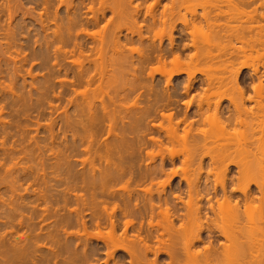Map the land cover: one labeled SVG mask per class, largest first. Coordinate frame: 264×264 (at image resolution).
<instances>
[{
	"label": "bare ground",
	"instance_id": "bare-ground-1",
	"mask_svg": "<svg viewBox=\"0 0 264 264\" xmlns=\"http://www.w3.org/2000/svg\"><path fill=\"white\" fill-rule=\"evenodd\" d=\"M2 1L5 2V0H2ZM23 1L24 0H8L7 1L8 5H6L7 2L5 3V5L7 7L4 6L3 5L4 3L2 2L4 9L6 8L9 11V13H6L7 10H4L3 7L0 8V138H1V136H3L5 134L4 135L5 137L3 136L4 137L3 142H0V144H2L0 146V186L2 184H4V186L6 187V188L4 187V189H6V191L8 190V192L10 191V196L9 195L7 196V197H10L9 199H4L3 195L1 194L2 192H0V205L2 207V211L0 210V216H1L0 217V227L1 226H7V227L12 226L14 228V226H15L17 228L18 227L19 228H25L27 231L29 230L30 232H33V235L29 234L28 235L29 237H27V236L26 237L29 240H33L36 238L37 242H38V238L42 234L41 233L40 234H34L35 230H37V227L44 230L45 227H47L49 229L50 226H52L51 224H53L55 230H53V228H52L51 230H53V232L52 231H51L52 233L49 232L51 234H48V235L54 236V237H52V239L54 238L53 239L54 243L59 241V240H62L64 237L63 235H65L68 239H66V237H65V239H64L66 241V242L64 241L65 246H64V243L62 242L63 248L60 246V249H61V250L59 249L60 251L57 249L58 251L57 252L55 251L54 254L52 253L53 250H52V252L49 251L48 252L49 254L47 255L48 256L47 257L45 255V253H47L46 251L49 249L48 248L45 252L42 251L41 254L44 256L41 257L42 255L39 256V254L37 253L39 251L38 250L39 248L37 249V247H39L40 245H38V246L34 245L35 240H33L34 242H32V241L26 242V240H24L25 241L24 242L23 239H25L26 237H23V239H18L17 237H15V238H12L11 241L8 238L9 239L8 241H10V242H8L7 240L5 241V238H2V236H1L2 234H1L0 235V252H2L3 255L6 254L8 256V258H9V256H12L11 260H12V258L14 259V258L21 257V258L25 259L27 257L26 260L29 259L30 260L29 262H31L30 264H38L40 262L42 263V262H46V261H49L52 263V261H54V258H56L55 260H57V258L59 256L62 257L60 254L63 255V251L64 252L66 251V253L70 252L69 255H73L72 257H74L77 254V256H75L76 258L75 257L74 258L77 259V261H81V263L75 262L76 264H86L85 263L86 258H87V262H88L90 260L89 257H91V256L86 257V254L88 255V254H92V253H89V252L86 253V251L83 249L85 252L83 251L82 254L80 255L79 251H77V249H79V248H77L76 251L71 250L74 247H72V243L70 242V240H72V239L78 240V242H77V244H78L80 240H82V242L81 241L80 242L83 243L84 239L82 237L80 239V236H78V235H81L80 230L78 231L79 233L77 231L76 232L75 231L69 232L68 227L70 228V226L75 224L76 226L78 225V227L83 228V230H85V228H87V226L89 225V221H91V219L93 218L94 223H96L97 226H100L101 223L106 222V221H107V223L109 222V224H110V239H107L110 241V245H109L110 246V248H109L110 249V251H109L110 264H159V262H162L164 260L163 259L162 261H160V259L162 258V255H164V257L165 256L167 257V261H166L167 263L166 264H185V263L186 264L187 263L188 264H264V136L262 133V136L260 138H256V135L254 134L257 132V131L254 132L256 130L254 127L255 126L254 124L257 125L258 122L260 121L259 120L257 122V118H259L258 113L262 109V107L260 105L263 103L262 102L263 101V95H261V94H262V90L264 89V70H261L258 66L257 67L255 65L253 66L252 64L245 62V61H241L243 63L239 62L240 65L238 64L237 61L239 59H241V57H242V59H244L243 57L246 58L248 53H246L247 48L244 47L245 49L244 48L242 49L243 46L240 47L238 45L239 47L238 46L236 47L234 45L233 41H235L234 37L237 35V33L234 36L233 32L231 31L232 35L230 32L229 33L226 32V35H224L226 38V36L227 35L229 36V34H230L232 37L231 36H229V37L227 36V37L229 39L231 37L233 40L232 39L228 40L230 42V44H229V46H227V44L229 43V42H227V44H225V48L229 47L230 49L229 48L227 50L225 49L226 51L223 52L224 53L223 56L220 57V59L223 57L222 62L224 63V69H223L224 71L222 70L223 74L221 72L222 77L218 78V76H214L213 74L211 75L209 72V74L206 76V79L203 78L204 83L206 80V84H207L208 89H214V88L216 89L217 88L216 91L218 90V92H219V93L217 92L218 96H219V101H218V97H216V94L214 92V97L217 98V102H216L217 106H214V107H216L215 108L216 109L215 114L218 115V118L221 115L220 116L221 117L220 122L222 124V121H223V125H224L223 128H224V130H227L226 131L227 137L225 135L226 132L224 131V135H225L224 137H226V138H223V142H221L222 141L221 140L220 141L221 143L219 142L215 145V143H216L215 141H218V140H215L214 138H212L215 141L214 140L213 141H211V140L207 141L206 135L204 137V135L200 133V136L203 135V137L202 136L200 137L199 135H197V133H195L193 131L196 135L193 133L194 136H191L193 138V141L189 140V142L191 141L190 142L191 146L193 145L192 143L194 142L195 147L194 146H192V147L195 148V152L197 149V153L192 152V153H194L193 154L194 157H192V153H191V156H189L190 154L188 155V157L190 158L189 159L190 161H188V158H186L188 162L192 163V162L196 161V157H197V161L199 162V164H198L199 166L202 163H204L206 161V159L208 158L209 161H207V162H209V163H207V164L213 165L216 167V169L217 168L219 169V172H217V173L221 177V178L219 177V179H221V180H217V178H216V182L214 180H212V181H214V183L213 182L211 183L209 175H208V177H206L207 178L206 181L205 180L202 181L201 177H197L194 180H193V178L192 179L191 178H185L184 181H186V184H187L186 185V191H187L186 196L189 197V199L186 201L184 198L185 196L183 197V194L182 193L180 194V192H184V191H180L182 189L181 184H178V186H177L178 191H176V185L173 186L171 183V178L174 176L175 171H174V173L171 171V174H169V177L167 179L168 180V182H167L168 187H166V185L164 183H163L164 186L162 185L163 186L162 187V186H159V184L157 182H155V181H157V180H155V178L157 176H159V174H161L165 171L164 170V166H165L164 158H163V162L162 163L160 162L161 164L158 166H157V164L156 165L155 164L154 165H146L144 170H142L144 166L143 167L138 166L139 168L136 169V166H134L132 164L127 165V164L122 163L121 157L123 158L124 156H120V155H121V152H122V154H124L122 151L124 149L121 150V148H119V149L116 148V147H120V145L122 146V144H120L119 146L117 144H115L116 145L115 149H118V152L121 151L119 153L120 162L118 161L119 162L118 164L115 162L114 165H111L112 163L110 164V162L107 161V164H110V168L112 166V170H109L110 168L107 170V168L105 167L107 171L104 169L105 171L104 170L103 171L105 173L100 172V176H97L95 174H98L99 172L97 173L96 171H99L101 168L99 170H97L98 166L96 167V165H94V164L91 165V163L94 162L92 160V162L90 163V165H91L90 169L92 170L93 174L89 173L91 175L90 176L89 174H87L88 173L87 171L85 172L83 170L80 172V171H76L75 169L72 168V165L74 163L71 164V161L66 160L67 159V154H66L67 151H66V153L64 151V149L66 150V147H65V145L63 146V143L59 141L60 139L57 136L58 134L51 133L52 131H50V135L49 136L47 135L45 137H38L37 135H32V133H33L32 128H33L34 124L37 126L39 125V127L41 126L40 119L44 118V116H45L43 113V111H45V110H43V107L45 105L44 100H46L48 95L46 97L43 94L44 93L43 92L41 95L39 94L40 96L44 95V97L42 96L43 97L42 99L40 97V100H43V102H41L39 100V97L38 98L36 97L38 99V100H36V102L34 100L33 101L31 100L30 101L31 103L28 102L29 103L28 104V103H26V101L28 100L26 98L27 96H24L23 94H21V97H20L14 91L15 88H11L14 86H10V88L8 90L1 83V81H2L1 79H3L5 73H7L9 75V77H10V75L11 76L13 75V77H15V78L10 77L11 79H15V80L17 79L16 78L17 75H15V74H17L18 71L20 70V68H19V70H17L20 63H19V65H16L15 61H11V59L15 60V57H16V56H14V57L12 56L13 57L12 58L11 55L13 54V52H14L13 50H15L17 48V46L21 45L20 48L24 47L23 42L20 40V38H21L20 36H22L20 33L26 34L27 32L25 33L24 30L28 31L29 33H32V32L35 33L36 36L34 34H33V36L36 37V39L34 38L35 39L34 42L36 43V45L40 44V41L38 44V39L43 40V39H41V37H43L44 38L43 42H45L44 44H45L46 48L50 47L51 42H53L54 40H57V41H55L56 42L55 45L53 42L54 48L55 49L57 48L58 52L61 51V49H62V51L64 53L63 48L60 49V47H58V46H60L57 44L58 40H59V43H61L60 41L65 40V38L66 39L68 38V40H69L71 35H74V34L78 35V33H80V32H78V33L73 32V29L75 27H78L79 25H81V27H83V25L85 26V25H88L90 23H91V25L98 23L103 17H105V13L108 10H105V8L107 6L105 8L102 7V9H98V10L96 9L95 10V7L93 6L94 0H88L89 2L91 1V5L88 1H87V3L89 5H87V3L84 0H80L81 2L78 0L79 2L78 3L76 2V4L74 3L75 1L72 2L73 0L72 1L70 0L71 3H67V4L65 1H62V0H25L27 4H29L28 2H30V3H33V4H31L32 6L35 5V7L33 6L31 9H26V7L23 6L24 5ZM115 1L117 2V0H115ZM120 1H118V4L120 2V6L122 8L119 7V5L117 6L116 4H114V5H116V7H114V9L116 11L111 7V5L107 7V8H109V10L111 8L113 9L112 13L114 15L118 14L116 12H119L118 16H121L120 15V12H121L122 14H124L126 16V18L128 16L129 19L133 20V22L138 20V18L141 17V10L137 6L138 4H136L135 6H134L135 3L133 4V2L135 0H120ZM142 1H144V0H142ZM152 1H154L153 4L157 7V6H159V3H161L162 0H152ZM183 1H185V0H182V2ZM243 1H241V2L243 3ZM26 3H25V5H26ZM172 3H176V1L173 0ZM68 4H69V6H68ZM177 4L181 5L183 3H181V1H178ZM62 5H64L65 7L67 5V8L64 7L65 10L67 9L65 12H64V10H63V12L61 10ZM40 6H42L41 8H43L44 11L41 10L43 12L40 11V9H41ZM176 6L180 7L178 5H176ZM0 7H1V4H0ZM36 7L40 8L39 10L36 9L37 11L40 12L38 15H36V13H38V12L35 13V10H34V8H36ZM27 8H30V7H27ZM51 8H53V10ZM117 8L119 9V11ZM15 9L22 10V11H20L21 12L20 14L22 15V13H23L22 16L25 18V20L27 18H31L36 24L38 23L37 24L38 27L34 28V25H35L34 22H33L34 25L30 26L29 22H27V21H30L31 19L26 20V21H23V23L21 24L20 27L18 26L19 27L18 32L20 30V32L18 33L16 27L18 24L20 25V23H19V21H17L18 24L16 23L17 25L15 27V24L13 21V19H14L13 16L15 14L18 15L17 14L18 10H16L15 13L13 11ZM2 11H4V12H2ZM150 12L148 13L147 16H150L151 17L150 19L153 20L152 23H155L156 19H157L156 14L154 13L155 10L153 12L152 11H150ZM2 13H6V15L5 14L3 15ZM62 13L65 14V15L63 14L64 17H62ZM66 13H67V17H68L67 19L69 20L68 23L70 24V26H68L69 24L67 25V27H69L67 32H66L67 27L65 28V31H64V29L62 28L63 25L61 26V22L63 21L62 19L66 18ZM7 14L9 16H7ZM2 16H5V17H2ZM6 16H7V18L9 17L8 22L7 21L4 22V20H3V18L5 19ZM147 16H145V17H147ZM122 17H123V15H122ZM24 18H23V20H24ZM1 19L3 22L1 21ZM8 19H6V20H8ZM144 19H146V18H144ZM147 20H149V18ZM1 22L3 24H1ZM6 22H7V24H6ZM30 23L32 24V21H30ZM65 24H67V23L65 22ZM52 25L56 26V29L54 26H53L54 28H52ZM94 26H96V24ZM148 26H149V24H148ZM70 28L72 29V32L74 34L70 33L71 32ZM236 28H238V27H236ZM241 28L239 30H241ZM75 29L78 30L77 28H75ZM173 29H174V27H173ZM82 30L83 29H81L80 31H82ZM188 30L186 28L187 32H188ZM239 30L237 29V31H239ZM243 30L244 29L242 28V30H241L242 32L240 31L242 34L244 32ZM4 31H5V33H4ZM114 31L115 30L111 31L112 35L110 34V36H112L113 39L119 38L118 31L117 32H114ZM182 31H183V29H182ZM233 31H234V29H233ZM184 32H185V29H184L183 33ZM235 32H236V29H235ZM235 32H234V34H235ZM246 32H248V31H246ZM2 33L5 34L6 38L4 36H1ZM17 33L20 34L19 38H18V36H15ZM29 33H27V34H29ZM83 34H85V33H83ZM238 34H240V33H238ZM245 34H243L242 36H246ZM6 35H8L10 38L8 39V37ZM30 35L28 36L29 39H30V37L31 38L33 37L32 35L31 36ZM77 35L75 37L76 39L73 37L74 40H72L75 42V47H79V46L83 45V43L81 44L82 41L80 42V40H81L80 36L78 35L79 36L78 37ZM80 35H81V33H80ZM185 35H186V32H185ZM11 36H12V38H11ZM38 36H41V37H38ZM242 36H241V38L238 37V39L236 36L237 41H239V38L242 39ZM16 37L20 40V42H22V44L18 42V45H17V44H15L16 42L14 43L12 41L13 39L16 40ZM1 38L7 39L6 42H9L11 39L12 46L14 47V45H13V43H14L16 45V48H14L11 51V49L13 48L10 45L11 43L9 42L10 44L9 43L8 44L12 48H10L6 42L4 43L5 40H2ZM22 38H24V37H22ZM26 38H27V36H26ZM48 38H51L50 39L51 41H48L49 40ZM78 38H79V41H78ZM127 38L129 41H131V39H133L132 37H128V36H127ZM170 38H171L170 43H169L170 47L167 49L164 48V46L162 44H159L158 46L157 45L151 46V44H150L149 49L147 48L148 49L147 54L145 55L144 58L141 57L142 61H140V62L141 63L149 62L152 58H154V56L160 60L163 57H165L166 55H168V51L170 53L171 52L179 53V51L182 52V49H180V47L181 48L183 47V49H185L189 45V42L185 43L186 42L185 41L184 45L182 44L183 46H180V44L176 43V40L174 39V37H170ZM225 38H224V40H225ZM27 39H25V40L28 41ZM22 40H24V39H22ZM110 41H112V40L110 39ZM231 41L233 43H231ZM65 43L66 42H64V44ZM4 44H6L8 46V48H10V50L9 49L8 50L10 52H12V54L10 53L11 55H9L11 58H8L9 56L6 55L8 51H7V47ZM67 44H68V42H67ZM232 44H233V46H232ZM262 44H264V43H261V45ZM62 45H63V42H62ZM73 45H72V47H73ZM4 46L6 47V49H4ZM29 46H30V44H29ZM51 47L53 48L52 44H51ZM51 47L49 49H52ZM191 47H192V44H191ZM54 48L52 49L53 50L52 52H54V50H55ZM17 49L15 50L16 52H17ZM57 50L55 52H57ZM250 51H252V49ZM3 52H5V55L7 56L8 60H5L6 58L4 57ZM121 52L123 53V51H121ZM18 53H20V52H18ZM24 53L22 52L23 57H24ZM47 53L50 54L49 50ZM154 53H156V55ZM54 54H57V53H54ZM124 55H125V53H124ZM209 56L211 57V55H209ZM209 56H208V58H209ZM2 57H4L5 59H2ZM17 57H16V59L19 60L18 55H17ZM44 57L47 58L46 56H44ZM127 57H128V55H127ZM40 58H42V57H40ZM25 59H27L26 56H25ZM34 59H36V58H34ZM122 59H123V57H122ZM247 59H249V55H248ZM2 60H4L3 62L6 61L5 64L1 63ZM41 60H44V59L42 58ZM126 60H127V58H126ZM128 60H129V57H128ZM132 60L133 59L130 58V61H127V63H130V64L133 63L134 64L135 61L133 62ZM7 61L8 62L10 61L9 63H13V64H7L8 63ZM21 62L23 63L24 61L22 60ZM14 63H15L16 67L18 66L17 68L15 66L14 67L11 66V65H14ZM17 63H18V61H17ZM34 63H36V62H34ZM2 64L7 65V66L9 65L13 68L10 70L11 67H9V66L4 67V65H2ZM23 64H25V63H23ZM32 64H33V62H32ZM45 64L46 63H44V65ZM54 65L55 64H53L52 66H54ZM235 65H238V66H235ZM64 66H66V65H64ZM130 66H132V65H130ZM60 67H62V66L60 65ZM23 68H25V67H23ZM57 68H58V66H57ZM248 68H250V71L247 72L246 70ZM16 71H17V73H16ZM28 71H29V69L27 70V72ZM81 71L77 72V74L80 73ZM175 71L174 72L176 74L182 72V71H180V69L179 70L177 69ZM187 71H189V70H186V72ZM12 72H13V74H12ZM82 72H84V69ZM174 72H172L171 74H174ZM52 73H51V75H52ZM192 73L193 72H190L189 78H191L190 75ZM77 74H76V77H77ZM85 75H86V73H85ZM149 75H150L149 77L153 78L152 73H150ZM169 75H170V73H169ZM193 75H195V72ZM73 76H74V74H73ZM80 76L78 74V78ZM134 76H135V74H134ZM163 76L165 77L164 74H163ZM32 78H36V77H32ZM91 78H90V80H91ZM165 78H168V77H165ZM216 78L220 79L223 82L217 81ZM75 79H77V78H75ZM92 79H94V78H92ZM171 79L172 78L169 77L166 80L167 81L166 90H163V92L161 94L158 93L159 94V97H158L159 100L156 98L157 99L156 101H158V102L160 101V99H161V101L166 99V102H164V103L161 102V104L163 103L162 105L160 103H158V104H160L159 106L162 107V109H161L162 110V112H161L162 117H165L167 115L163 111L164 109H166L169 106L177 105V103L179 102L177 99V96H176L177 95L176 92H178V88H179L178 83L174 86V88H173L174 90H170L169 85L172 84ZM193 79H194V77H193ZM47 80H48V78H47ZM81 80H83V79H81ZM139 80L140 79L135 80L137 82V83L135 82L136 85L139 84L138 83ZM142 80H144V79H142ZM187 80L189 81V79H187ZM24 81L27 82L26 80H24ZM48 81H50V80H48ZM192 81H195V79L194 80L190 79V82H188L184 85V87H183L184 92L183 93L188 94L192 91L191 89L193 88V84H194ZM50 82H48V83H50ZM71 82H73V81H71ZM78 82H80V80H78L77 83ZM142 82H144V81H142ZM142 82L140 81V83H142ZM216 82L220 83V85H219L220 87H215ZM30 83H31V81H30ZM60 83H63V84H59V85H62V87H63V85H65L63 80ZM152 83H153V80H152ZM247 83L250 84V86H251L250 88L248 87L249 85H247ZM130 84H131V82H130ZM222 84H223V86H222ZM42 85H43V90L47 89L46 91H48L50 94L49 87L46 88V87H44L45 86L44 84H42ZM132 85H133V83H132ZM154 85L155 84L153 83L152 88H154ZM33 86H35V85H31L30 87L33 88ZM47 86H48V84H47ZM25 87H26V85H25ZM51 87H50V90L52 89ZM44 88H46V89H44ZM55 88H56V86H55ZM251 89L254 91L253 92L254 94L249 93V91L252 92ZM36 90H37V87H36ZM151 90H153V89H151ZM28 91H29V89H28ZM40 91H42V90H40ZM46 91H45V93H46ZM7 92L11 94V97H9V94ZM59 92L61 93V89L60 90L58 89L57 94ZM29 94L31 95V93H29ZM149 94H150V92H149ZM39 95H37V96H39ZM55 96H57L56 98H59L58 95H55ZM59 96H60V94H59ZM148 97H149V95H148ZM31 98H33V97H31ZM25 99H26V101H25ZM70 99H72V98H70ZM86 101H90V100L87 99ZM86 101H84L83 103H87V104L89 103L90 104V106L88 104V106L90 108L88 106H86V109H87V107L89 109V110L87 109L89 111V113L85 108H84L85 110L83 108H79L78 107L79 104H77L78 105L77 107L79 109H82V111L84 110L86 112H85V114H83L81 112H80V114L76 113L77 116H75V114H74L75 117L73 115H71V116H73L71 118L69 116L68 120L66 118L67 122H65L66 120L63 121L64 120L63 119L62 122H64L66 124V125H64L62 123L63 124L62 129L64 128V130H62L59 127V129H61L63 131V133H64V131L66 132L69 130L70 131L76 130V133H79V132L82 133L81 132L82 129L79 131L80 128H84L83 131H85V129L91 130L92 128L96 127L98 124L100 125V122L102 123L103 120H105L104 119L105 115H103V117H101V116L99 117L96 114V116H95L94 114L96 113V109L91 108L92 102H86ZM69 102H71V100ZM216 103H215V105H216ZM183 104H185V103H183ZM47 105H49L51 110L55 107L54 104L51 102H48ZM47 105H45V106H47ZM102 105H103L102 109L104 111L107 110L106 113H104V114H107V112L109 110V108L107 106H109V105L106 106V104H105L106 108H108V109H105L104 103H102ZM102 105H100V106H102ZM149 105H151V104H149ZM188 105H189V103H188ZM6 106H8L10 108L16 107L14 109L16 112V116L18 118V119L16 118L17 121L14 119V121H16V122L10 123V121L8 122L7 120H5V118L4 119L2 118L3 117L2 115L4 113V109L6 108ZM153 107L151 105V107L146 108V110H143L144 112H142V114H145L144 117H146V119L148 121L151 119L150 117L152 115V112H154V111L156 113L158 112L156 109L157 107L155 109H153ZM176 107L177 106H175L174 108H176ZM260 107H261V109H260ZM96 108H97V105H96ZM188 108L189 107L186 108L187 111H185L184 116H183L184 118L181 121L185 122V120L187 121L188 118L190 121L191 117H189L190 113L188 112ZM92 109L95 110V113H94V111H92ZM209 109H211V108H209ZM76 110H78V109H76ZM158 110H160V109H158ZM258 110H260V111H258ZM104 111H102V112H104ZM200 111H199V113H198V111L196 112L198 115L195 113V115H197L198 117L200 116L199 118L203 117V114H201V113H203V110H202V112H200ZM256 111H258V113ZM33 113L34 114L36 113V114L34 115ZM66 113L67 112H65V114ZM137 113H138V110H137ZM256 113L258 114V116H255ZM109 114H110V112H109ZM109 114L106 115V117L107 116L110 117ZM173 114L175 115L176 113L174 112ZM199 114H201V115H199ZM141 117H143V115ZM147 117L150 119H148ZM171 117H172V113H171ZM214 117H216V116H214ZM213 119H215V118H213ZM51 121H52V119H51ZM254 121H255V123H254ZM106 122H110V121H106ZM106 122H104V123H106ZM148 124H150V123H148ZM187 124H186V126H187ZM189 124L192 127V124H194V120H191L189 122ZM189 124H188V126H190ZM100 126H102V124ZM152 126H153V129L156 128L155 123ZM152 126H151V129H152ZM178 126H177V129H178ZM259 126L260 125H257L256 127L262 128L261 126L260 127ZM108 127H109V123H108ZM98 128H100V127H98ZM223 128H222V130H223ZM241 128H244L246 130L249 128L247 130V132L248 133L254 132L253 134L255 135V137L252 134L251 136L254 137V138L251 137L252 140L250 139L249 141H247L248 143H246L244 146L242 145L243 147L241 146V147L237 148V146H235V143L233 141H234V139H236V137H234V136H236V134L239 133V132L237 133V129H241ZM36 129H39V128H36ZM252 129H255V130H252ZM93 130L91 132H96L95 130L94 131ZM98 130H99L98 132H100V129H98ZM147 130H150V128L148 127ZM74 131H73V133H74ZM174 131H176V130H174ZM80 133H79V136H80ZM1 134H3V135H1ZM33 134H35V132ZM75 134L72 135L75 138V140H74L75 145H77V144L78 145H80V144L84 145L85 144L83 147H85L86 149L89 147H90L89 149H91V147L95 146V145H93V144H95L93 142L98 143L99 141H102V140L98 139L99 141L97 142V140L96 141L93 140L94 138L92 137L93 138L92 140L88 141L89 138L88 139L86 138L87 140L84 139V140H81V142H79V141H77L79 139V137H76L77 134L76 135ZM86 134H90V131L89 132L87 131ZM91 135H96V134L94 133ZM91 135H89L90 138H91ZM97 135H99V134H97ZM140 136H142V135H140ZM82 137L85 138V135L84 136L82 135ZM82 137H80V139ZM99 137H101V136H99ZM76 138H77V140H76ZM149 138H151V137H149ZM192 138H190V139H192ZM209 138H210V136H209ZM106 139L104 140L105 142L103 143V145L105 144L106 150L110 151L109 147H111V146H110L109 138H108V140H106ZM113 139H115V138L113 137ZM144 139H145V137L143 136V138H141V140L143 141ZM256 139H258V140L261 139L262 141L260 140L258 142ZM5 140H8L9 144ZM129 140H128V142H129ZM136 140H137V138H136ZM150 140L154 141L153 137ZM0 141H1V139H0ZM121 141H123V139ZM140 142L141 141L139 140L138 143H140ZM146 142H148V141L146 140L145 143ZM65 143H68V142H65ZM86 143H87L88 147L86 146ZM115 143H117V142H115ZM207 144H208V147H207ZM219 144H220V147H218ZM71 146H70V148H71ZM113 146H114V142H113ZM127 146H128V144H127ZM62 147H64V148H62ZM67 148H69V147H67ZM72 148H73V152H74V147H72ZM122 148H123V146H122ZM124 148H125V146H124ZM144 148H146V147H144ZM47 150H50V152H52L53 157L50 156L51 154L49 156H50L51 160H55V161L50 162V164L58 173V176L56 175L57 177H55L56 184L51 185V186L48 185L49 184L48 178H46L47 174L45 175V172H47V171H45V172L43 171V170H45L44 169L45 163H43V161H41L45 158V156L43 158V155L45 154V152H47ZM77 151H78V149L75 152H77ZM84 151H86V150H84ZM114 152H116V151H114ZM140 152H141V150H140ZM30 153H32V154H30ZM70 153H71V149H70ZM104 153H105V151H104ZM22 154H24V155H22ZM34 154H35V156H34ZM36 154H38V156H40V158H43L41 160L39 159V161L37 163V164H39V162H40V165L42 166L41 169L39 168L40 165H39V167H36L33 164L29 165L30 162H32V160H33V158H30L32 155L38 159V156H36ZM65 154H66V157H65ZM73 154H75V153H73ZM21 155L23 157L26 155V157H24V159H25L24 161L25 162L27 161V163L24 164V162L22 160L23 157ZM27 155L30 157H27ZM46 155L48 156V153ZM54 155H56V156H54ZM48 157H46V158H48ZM51 157L54 159H52ZM170 157H172V156H170ZM191 157L194 159H192ZM26 158L30 161H28ZM37 159L34 158V161ZM123 159H127V158L124 157ZM172 159L174 161L175 156H173ZM51 160L46 159V161H48V162ZM34 161H33V163H34ZM44 161H45V159H44ZM8 162H9V164H8ZM11 162H12V164H11ZM20 164L22 166H19ZM34 164H36V163H34ZM232 166H235V168L237 169V170H235V172H232L233 171ZM88 168H89V166H88ZM220 168H222V169H220ZM52 171H53V169H52ZM55 173L56 172H54V174ZM96 176L100 177L99 178L100 181L97 180L98 178L97 179L95 178ZM126 176L127 177L129 176L128 177L129 182L131 181L134 184L136 183V185L132 189H131V187L129 188V186L127 187V185H123L124 187L121 186L122 188L117 189L114 184L117 182V185H118L119 181ZM127 177H126V179H127ZM212 179H215V178H212ZM146 180L150 181V185L152 184L154 186V189H153V186L151 188L146 187L147 189L145 187L144 188L139 187L138 184L140 182L142 183L143 181H146ZM97 182H99V183H97ZM146 182H148V181H146ZM105 183H106V186H105ZM108 183L110 184V187H109ZM156 183L158 184V187L155 186V185H157ZM100 185H104L102 187H107V186L109 187L108 190L104 188V190H106L107 192L104 191L105 193L101 194V195H103L102 197L100 194H99L100 196L98 197L97 194L99 193V191L96 194L97 190H99L100 188L102 189V187H99ZM171 185H172L171 189H168ZM56 186L57 187L60 186V188H57ZM155 187H156V190H155ZM128 188L130 190H128ZM80 190H84V191L88 190L91 193L90 198L86 199L85 198L86 196L85 195L82 196L83 195L82 193H81L82 195H80L78 193ZM81 192H83V191H81ZM175 192H177V193H175ZM100 193H102V191H100ZM218 194H221L219 196V198H222L221 200L218 199V197H217ZM87 195H88V193H87ZM107 197L110 198V200L116 199L115 202L118 200V202H116V204L112 208L110 207V210H109L110 213L106 210L107 207H104V203H105ZM216 198H217V200H216ZM48 202H51L52 204H47V207H46V203H48ZM73 202L76 204L77 207L74 206L76 208L73 207L74 209L73 208L69 209V207H70L69 205L74 204ZM100 203L103 204V208L99 207L100 208L99 209L97 207H98V204H100ZM53 204H55L56 208L52 207ZM81 204L83 205V207L81 206L83 209H81V207H80ZM48 205H51L50 206L51 208ZM89 205L91 206L92 211L91 212L89 211L91 213V214L89 213L90 215H86V213L88 212L87 206H89ZM100 206H101V204H100ZM63 210H64V212L67 211L68 213L67 212L64 213ZM85 211H86V213H85ZM87 216H91V218L89 217L90 220H87V218H88ZM159 217H161L162 220L161 221L159 220L160 222L155 221V219H157V218L159 219ZM50 219H51V221L49 223L50 226H47L48 224H45V223L46 222L48 223V221ZM101 221H103V222H101ZM94 223H93V225H94ZM40 232H42V231L40 230ZM30 235H31V237H30ZM60 235L63 237H61ZM4 236H5V234H4ZM5 237L7 238L9 236H5ZM58 237H60L62 239H59ZM19 238H21V237H19ZM20 241L23 245L26 244V245H24L25 247L22 248V246L21 247L18 246ZM51 243H53V242L51 241ZM35 244H37V243H35ZM80 244L78 246L82 245V244L81 245ZM27 245H28V247H27ZM58 248H59V246H58ZM109 249H107V252ZM40 250H42V249L40 248ZM72 251L74 252L75 255L71 254ZM261 251H263V252H261ZM58 252H59V254H58ZM80 252H81V250H80ZM95 252L96 251H94V253ZM84 253H85V258L82 257V255L84 256ZM6 255H5V257H7ZM69 255H67L68 258H69ZM79 255L81 256V258L79 257ZM24 256H26V257H24ZM77 257L81 260H79ZM45 258H46V260H45ZM50 258L51 259L53 258V260L51 261ZM68 258H67V260H68ZM74 258H71V256L69 258V259H71V261L70 260L69 261L73 262L72 264H74V261H75ZM88 258H89V260H88ZM125 258H127V261H125ZM23 259H21V260H23ZM9 260H10V258L7 261H9ZM19 260H20V258H19ZM59 260H60V258H59ZM82 260H83V262H82ZM186 260H189L192 263H190ZM10 261H9V263H10ZM13 261L14 260H12V262ZM25 261L23 260V263ZM4 262H6V260ZM16 262L19 263V261H16ZM23 263H20V264H23ZM55 263H57V261H54V264ZM89 263H91V262H89ZM107 263H108V260H107ZM24 264H26V262ZM67 264H69V263L67 262Z\"/></svg>",
	"mask_w": 264,
	"mask_h": 264
},
{
	"label": "rangeland",
	"instance_id": "rangeland-1",
	"mask_svg": "<svg viewBox=\"0 0 264 264\" xmlns=\"http://www.w3.org/2000/svg\"><path fill=\"white\" fill-rule=\"evenodd\" d=\"M7 1L5 0V2H3L2 0H0V4H1V7L0 8H2L3 5L4 6L8 5V2ZM62 1H65L66 4H67V3H71L72 0L71 1L70 0L69 1L68 0H62ZM79 1L78 0H73L72 2H74L76 4V2L78 3ZM84 1L87 3L88 0H84ZM118 1H120V0H117V2L115 0H96V1L94 0V5L93 6L95 7V10L96 9L97 10L98 9H102V7L105 8L106 6L108 7L110 5L114 9V7H116V5L117 6L119 5V7H121L120 6V2L121 1L119 2V4H118ZM175 1H176V3H172L173 0L172 1L171 0H162L161 3H159V6L156 7L153 4L154 1H152V0H147V1L146 0H144V1H142V0H135L133 2V4L135 3L134 6L136 4H138L137 6L141 10V17L138 18V20H136L137 22L136 21L133 22V20L129 19L128 16L126 18V16L124 14H122L121 12H120V15L121 16H118L119 15V12H116L118 14L115 13L116 15H114L112 13V10L113 9L110 7L111 9L109 10V8L106 7L107 9L105 8V10H108L105 13V17L106 18L103 17L98 23H95L96 26H94L95 24H92L91 25V23H90V24L85 25V26L83 25V27H81V25L78 26L79 28L78 27H75L78 30H76L73 27L74 28L73 29V32L74 33H76V32L77 33L78 32L81 33V35H80V33H78V35L80 36V39H81L80 42L82 41L81 44L83 43V45H81L82 47L81 46L75 47V42L72 41V40H74V38L76 37L77 34L75 35L72 32V29L71 28H70V30H71L70 33L71 34H74V35H71V37H70V39L72 38L71 40L70 39L68 40V38L67 39L65 38L66 41L65 40H62V41H60L61 43H59V40H58L57 44L60 45L58 47H60V49L63 48L64 53H63L62 49H61V51L58 52L57 48L56 49L54 48V45L56 44L55 41H57V40H54L53 41L54 42V45H53V42H51L53 48L55 49L54 52H52L53 51L52 50L53 48L51 47V44H50V47L52 49H49L50 47L49 48H46L45 47V44H44L45 42H43V40H44L43 37L38 36V37H41V39H43V40H40V39L37 38L38 39V44H39V41H40V44L39 45H36V43L34 42L35 39H36V37L33 36V34L36 36L35 33H33V32L32 33H29L28 31H25L24 30L25 33L27 32L29 34H27V33L26 34L20 33L22 35V36H20V34H18L20 32V30L18 32V28L21 26V24L23 23V21L30 20L31 18H27L25 20V18L22 16L23 13H22V15L20 14L21 13L20 11H22V10H20L21 8L20 9H15V10H13L14 13H15L16 10H18L17 11V14L18 15L15 14L13 16V18L15 19V20L13 19L14 24H15V27L18 24L17 21H19V23H20V25L18 24L17 27H16L17 28V32H18L17 33L18 35L16 34L15 36H18V38H19V36L21 38L24 37V38H22L24 40L27 39V38H28L27 39L28 41L30 39L31 40L28 42V41H26V40L24 41V40H22L20 38V40L23 42V45H24L23 48L24 49L23 48H20L21 45L20 46H17V48H18L17 49L15 44L18 45V42L22 44V42H20V40L17 37H16V40L18 39L17 41L14 40V39L12 40L14 43L16 42L15 44L13 43L14 47L12 46L11 39L9 41L11 43L10 44L9 42H6L7 39L1 38L2 40H5L4 43L5 42L7 44L9 43L13 47V48L10 47L9 44H8V46L10 48H12L11 51L14 48L17 49V52L15 51L16 50L15 49V50H13L14 52L12 54V52L9 51L10 48H8V46L6 44H4L7 47V51H8L6 55L9 56V55L12 54L11 57L12 56L13 57L14 56L17 57V55H18L19 56V60L16 59V57H15V60L11 59V61H15L16 65H19V63H20L19 67L17 66L18 67L17 70H19V68H20V70L18 71V73L16 71L17 74H15V75H17L16 76L17 79L16 80L15 79H11L10 77H13V75L12 76L10 75V77H9V75L7 73H5L3 79H1L2 80L1 83L8 90H9L10 86H14V87H11V88H15L14 91L20 97H21V94H23L24 96H27L26 98L28 100L26 101V99H25L26 103H28V102L31 103L30 102L31 100L32 101L34 100L36 102V100H38L37 99L38 97H39V100H40V97L42 99L44 97V95L46 97L48 95V97L46 98V100H44V104L47 105L48 102H51V103L54 104V106H55L54 108L55 109L53 108L51 110L50 107H49V105H47L48 107L44 105L43 110H45V111H43V113H44L45 116L43 115L44 118L40 119V123H41V126L40 127H39V125L37 126V125L34 124V126L32 128V130H33L32 132L33 133L35 132V134L32 133V135H37L38 137H45L47 135L48 136L50 135V131H52L51 133L58 134L57 136L60 139V140L59 139L58 140L63 143V146L65 145V147H66V150L64 149L65 153L67 151V153H66L67 154V159L66 160L71 161V164L74 163L72 165V168L75 169L76 171H80L81 172V171L84 170L85 172L86 171L88 172L87 174L92 173V170L90 168H91V165L94 164V165H96V167L98 166L97 170H99L101 168L100 169L101 171L100 170L99 171H96L97 173L99 172L98 173L99 175L98 174H95L97 176H100V172L103 173L106 170V168L108 170L110 168V164L111 163H112L111 165H114L115 162L118 164L120 162V160H119L120 156H124V157L127 158V159H123L124 157L123 158L121 157L122 163L127 164V165L128 164H132V165L136 166V169L139 168L138 166H140V167H143L144 166L143 169H142V170H144L146 165H154V164L155 165L157 164V166L160 165L163 162V158H164V162H165L164 170L165 171L163 173L159 174V176H157L155 178V180H157L155 182H157L159 184V186H162V185L164 186V184H165L166 187H168V185H167L168 180L167 179L169 177V174H171V171L173 173L175 171L174 176L171 178V183H172L173 186L176 185V191H178V187H177L178 184H181L182 189L180 191H184V192H180V194L182 193L183 194V197L185 196L184 198L187 201L189 199V197L186 196L187 195L186 194L187 193V191H186V185L187 184H186V181H184L185 178H191V179L193 178V180H194L197 177H201L202 178V181H204V180L206 181V179H207L206 177H208V175H209L210 176L211 183L212 182L214 183V181L216 182V178H217V180H221V179H219L220 176L217 173V172H219V169L218 168L216 169V167L213 166V165L207 164V163H209V162H207V161H209L208 158L206 159V161L204 163H202L203 165L201 164L200 166L198 165L199 162L197 161V157H196V161H194L192 163L188 162V161H190L189 160L190 158L188 157V155L190 154L189 156H191V153L192 152H195V148L192 147V146H194V142L192 143L193 144L192 146L190 144L191 141L189 142V140H192L193 141V138L191 136H194L193 135L194 132L197 133V135H199V136H200V133H201V134L204 135V137L206 135L207 141L208 140L209 141L210 140L213 141L214 139L215 140H218V141H215L214 140L216 142L215 145L217 143H219L221 140H222L221 142H223V138H226L227 137V132H226L227 130H224V128H223L224 127L223 121L221 120L222 121V124L220 122V119H221L220 116L221 115L218 118V115L215 114V112H216V109L215 108L216 107H214V106H217V103H216L217 102V98L216 97H218V101H219V96H218V93L219 92H218V90L216 91L217 88L216 89L215 88L214 89H208L207 88V84H206V80H205V83H204V79H206V76L209 74V72H210L211 75L213 74L214 76H218V78H221L222 77L221 76V72L223 74V71H224L223 70L224 69V63L222 62L223 61V57L221 59H220V57L223 56V54H224L223 52L226 51L229 48V47L228 48L227 47L225 48V44H227V42H229L228 40H231L232 39L231 38L232 37L231 36L232 35L231 31L233 32V35L234 36L237 33V35H236L237 36V39H238V37L241 38V36L243 34H245V33H246L245 35L247 36V37L246 36H242V39L239 38V41H237L236 36L235 37L233 36L234 39H235V41H236V42L233 41L234 42V45L236 47L238 45L240 47L243 46L242 49L244 47L247 48L246 49V51H247L246 53H248L247 54V57L249 55V59H247V57L246 58L243 57L244 59H242V57H241V59H239L237 61L238 64H239V62L240 63H243L241 61H245V62H248V63L252 64L253 66L254 65L256 67L258 66L261 70H264V68H263L264 67V44L261 45V43H264V0H246L247 2L244 0L246 3L243 0H185L183 2H182V0H178V1H181V3H183V4H181L182 6L179 5L180 3L177 4L178 3L177 0H175ZM241 1H243V3ZM2 2L4 3L3 5H2ZM23 2H24V5L23 6H25L26 9H31L33 6L35 7V5H33V6L31 5L33 3L28 2L29 4H27L25 0ZM5 3H6V5H5ZM25 3H26V5H25ZM89 3L91 5V1ZM114 4H116V5H114ZM175 4L178 5V6H180V7H177ZM87 5H89V4L87 3ZM62 6H61L62 12H63V10L65 12L67 9L65 10L64 9L65 6L64 5H62ZM68 6H69V4H68ZM27 7H30V8H27ZM41 7L42 6H40V8ZM40 8L39 7L34 8L35 13L38 12V13H36V15H38L40 13L39 11H37ZM65 8H67V5H66ZM3 9H4V7H3ZM51 9L53 10V8H51ZM4 10H7V9L5 8ZM41 10H43V8H41L40 11ZM154 10H155L154 13L156 14L157 19H156V22L155 23H152L153 20H151L150 19L151 17L150 16H147V15H148V13L150 11L153 12ZM43 11H41V12H43ZM118 11H119V9H118ZM2 12H4V11H2ZM6 13H9V11L7 10ZM6 13H2V14L3 15L4 14L6 15ZM63 14L64 13H62V17H64ZM122 15H123V17H122ZM7 16H9V15L7 14ZM7 16H6L5 19L3 18L4 22L5 21H7V22L9 21V19H8L9 17L7 18ZM145 16H147V17H145ZM2 17H5V16H2ZM23 18H24V20H23ZM67 18L68 17H67V13H66V18H63L62 19L63 21L61 22V26L63 25L62 28L64 29V31H65V28L67 27V25L69 24L68 23L69 20ZM144 18H146V19H144ZM148 18H149V20H147ZM6 19H8V20H6ZM1 21H2V19H1ZM30 21H32V24L30 23ZM30 21H27V22H29L30 26L31 25L33 26L35 24L34 25V28H37L38 27V25H37L38 23L36 24L32 19ZM2 22H1V24H3ZM7 22H6V24H7ZM33 22H34V24H33ZM65 22L67 24H65ZM148 24H149V26H148ZM53 26L54 25H52V28L55 27V29H56V26H54V27ZM68 26H70V24ZM172 26L174 27L175 30L173 29ZM236 27H238V28H236ZM241 27L244 29L243 31L245 32V33L243 32V34L241 33L242 32L241 31L242 30ZM68 28L69 27L66 28L67 29L66 32L68 31ZM181 28L183 29V31L185 29V32H186V35L187 36L185 35V32L183 33V31H182ZM186 28H187V30L189 29L188 32L186 31ZM240 28H241V30H239ZM81 29H83V30L80 31ZM233 29H234V31H233ZM235 29H236V32H235ZM237 29L239 31H237ZM113 30H115L114 32H117L118 31L119 38H116V39L114 38L113 39L112 36H110V34L112 33L111 31H113ZM246 31H248L249 33L246 32ZM226 32H228V33L230 32L231 33V35L229 34V36H231L230 39L228 38L229 37L228 35H227L228 37L226 36V38H225L224 35H226ZM234 32H235V34H234ZM4 33H5V31H4ZM4 33H2L1 36H4L5 37V34ZM83 33H85V34H83ZM238 33H240L241 35L238 34ZM30 34L33 37L32 38L30 37V39H29L28 36ZM6 36L8 37V39L10 38L8 35H6ZM26 36H27V38H26ZM127 36L128 37H132L133 39H131V41H129L128 38H127ZM170 37H174V39L176 40V43L177 44H180V46H183L185 41H186L185 43H188L189 42V45H188L189 47L187 46L188 48L186 47L185 49H183V47L182 48L180 47V49H182V52L179 51V53H177V52H171L170 53L168 51V55H166L165 57H163L160 60L157 59V57L154 56V58H152L149 62H143V63L140 62V61H142V58H144L145 55L147 54L150 44H151V46H154V45H157L158 46L159 44H162L164 46V48H166V49L169 48L170 47V44L169 43H170V39H171ZM11 38H12V36H11ZM224 38H225V40H224ZM48 39H49L48 41H51L50 40L51 38H48ZM110 39L112 41H110ZM78 41H79V38H78ZM62 42H63V45H62ZM64 42H66V43L64 44ZM67 42H68V44H67ZM233 42L231 41V43H233ZM190 43L192 44V47H191V44ZM29 44H30V46H29ZM229 44H230V42L227 44V46H229ZM72 45H73V47H72ZM5 46H4V49H6ZM232 46H233V44H232ZM249 47L252 49V51H250L251 49ZM48 50H49V53L50 54L47 53ZM56 50H57V52H55ZM121 51H123V53ZM18 52H20L21 54H22V52L23 53L25 52L24 53V57H23V54L21 55ZM54 53H57L58 55L57 54H54ZM124 53H125V55H124ZM154 54L156 55V53H154ZM3 55H4V57L6 59L4 57H2V59L8 60L7 59V56L5 55V52H3ZM127 55L129 57V60H128ZM207 55L208 56L211 55V57L209 56V58H208ZM25 56H26L27 59H25ZM44 56H46L47 58H45ZM11 57L9 56L8 58H11ZM40 57H42L45 61L44 60H41L42 58H40ZM122 57H123V59H122ZM125 57L127 58V60H126ZM20 58L24 61L23 63H25V64H23L21 62L22 60ZM34 58H36V59H34ZM130 58L133 59L132 60L133 62L135 61V63H134L135 65L133 63L132 64L127 63V61H130ZM3 61L4 60H2L1 63H4L5 64L6 61L5 62H3ZM17 61H18V63H17ZM9 62L7 64H13V63H9ZM32 62H33V64H32ZM34 62H36V63H34ZM43 62L46 63V64L44 65ZM15 63H14V65H11V66L14 67L15 66ZM4 64H2V65H4ZM53 64H55V65L52 66ZM60 65L62 67H60ZM64 65H66V66H64ZM130 65H132V66H130ZM8 66L7 65H4V67H8ZM11 66H9V67H11ZM57 66H58V68H57ZM235 66H238V65H235ZM13 67H11L10 70ZM23 67H25L27 70L29 69V71L27 72V70L25 68H23ZM83 69H84V72L86 73V75H85L84 72H82ZM177 69L178 70L180 69V71H182V72L176 74L175 73L176 72L175 70H177ZM248 69L246 70L247 72L250 71V68H248ZM186 70H189V71H187L188 73L186 72ZM79 71H81L80 73H78L79 76L80 75L81 76L82 75L84 76V77L83 76L82 77L80 76L79 77L80 79L78 78V74H77V72H79ZM172 72H174V74H171ZM190 72H193L190 75L191 78H189ZM194 72H195V75H193ZM29 73L30 74L32 73V74L30 75ZM51 73H52V75H51ZM150 73L153 74L152 75L153 78L149 77L150 76L149 75ZM169 73H170V75H169ZM12 74H13V72H12ZM73 74H74V76H73ZM76 74H77V77H76ZM134 74H135V76H134ZM163 74L165 75V77L172 78L171 79V83L172 84L169 85L170 90H174L173 88H174V86L177 83H178V86H179L178 92H176V94H177L176 96H177V99H178L179 102L177 103V105L169 106L170 108L167 107L166 109L163 110L165 112V114H167L165 117H162L161 116V112H162L161 109H162V107L159 106V105L161 104V102H163V103L166 102V99H164L165 101L163 99H162L163 101H161V99H160L159 102L156 101L157 99L159 100V98H158L159 97V94H161L163 92V90H166V84H167V81L166 80L168 78H165L163 76ZM90 76L92 78H94V79H92ZM192 76L195 79V81H192L194 83L193 84V88L191 89L192 91L190 93H188V94H185V93H183L184 92L183 91V87H184V85L186 83L190 82V79L191 80H194ZM32 77H36V78H32ZM13 78H15V77H13ZM47 78H48V80H50V81L52 80V81L51 82L48 81ZM75 78H77L78 80H80V82L77 83L78 80L75 79ZM90 78H91V80H90ZM218 78H216L217 81H221ZM81 79H83V80H81ZM137 79H140V80L138 82L139 84L136 85L135 84V82H136L135 80H137ZM142 79H144V80H142ZM187 79H189V81ZM24 80H26L27 82H25ZM62 80H63V82L65 84V85H63V87H62V85H59V84H63V83H60V82H62ZM152 80H153V83L155 85L157 84L156 86L154 85V88H152L153 87ZM30 81H31V83H30ZM71 81H73V82H71ZM140 81L141 82L144 81V82L140 83ZM48 82H50V83H48ZM130 82H131V84H130ZM221 82H223V81H221ZM41 83L45 85L44 87H46V88L49 87L50 94H49L48 91H46L47 90L46 88H44L46 90H43V85ZM132 83H133V85H132ZM47 84H48V86H47ZM25 85H26V87H25ZM31 85H35V86H33V88H32V87H30ZM219 85H220V83H217L216 82V86L215 87H220ZM247 85H249L248 86L249 88L251 87L249 83H247ZM55 86H56V88H55ZM222 86H223V84H222ZM36 87H37V90H36ZM50 87L54 91L52 89L50 90ZM64 87L65 88L67 87V88L65 89ZM28 89H29V91H28ZM58 89L59 90L61 89V93L59 92L57 94ZM151 89H153V90H151ZM40 90H42V91H40ZM45 91H46L47 94L45 93ZM149 92H150V94H149ZM214 92L216 94V97H214ZM253 92H254L253 90H252V92L249 91V93L254 94ZM29 93H31V95ZM42 93L44 94V95H42L43 97L40 96ZM8 94H9V97H11V94L10 93H8ZM59 94H60V96H59ZM37 95H39V96H37ZM55 95H58L59 98H56L57 96H55ZM148 95H149V97H148ZM261 95H263V101H262L263 102L262 103L263 105L262 104L260 105L262 107V109L260 107V109H261L262 112L260 110H258V111H260L259 113H258V111H256L259 114V118H257V117L256 118H257V122L260 120L257 125H260L263 129L262 128H257L256 127L257 125L254 124L255 125L254 127H255L256 130L255 129H252V130H255L254 132L257 131L256 133L253 132L256 135V138H260L262 136V133H263V136H264V107H263L264 106V89L262 90V94ZM31 97H33L34 99L31 98ZM69 97L72 98V99H70ZM85 99L86 100L88 99L90 101H86ZM68 100L69 101L71 100V102H69ZM40 101L43 102V100H40ZM84 101H86V102H92V105L93 104L95 105V106L94 105L93 106L91 105V108L96 109V113H95V110L92 109V111H94V113H95L94 114L95 116H96V114L99 117L100 116L103 117V115H105V117H104L105 120H103L102 123L100 122V125L102 124V126H100L98 124L96 126L97 128L94 127L91 130H86L85 129V131H83L84 128H80L79 131L82 129V131H81L82 133L79 132L80 133V136H79V133H76V130L75 131L73 130L74 133H73V131H70V130L69 131H66L67 133L65 131L63 133L62 130H64V128L62 129V126H63V124L64 125H66V124L64 122H62V120L64 119L63 121H65L66 118L68 120V117L69 116H70V118L73 117L74 114H75V116H77V114H80V112L83 113V114H85L86 111H84V110L86 109V106H88L89 103L88 104L87 103H83ZM101 102L104 103L105 109H108L109 108L107 114H104V113H106L107 110L104 111L102 109L103 105H102ZM158 103H160V104H158ZM183 103H185V104H183ZM188 103H189V105H188ZM215 103H216V105H215ZM77 104H79V106ZM105 104H106V106L109 105V106H107L108 108H106ZM149 104H151L152 107L154 106L153 109H155L157 107L156 109H157L158 112L157 113L155 111L152 112V115L150 117L154 122L150 118L147 117L148 119L151 120V121L150 120L148 121L146 119V117H144L145 114H142V112H144L143 110H146V108L151 107V105H149ZM96 105H97V108H96ZM100 105H102V106H100ZM77 106L79 108H83V109L85 108L83 110L84 112L82 111V109H79ZM89 106H90V104H89ZM175 106H177V107L174 108ZM88 107H87V109H88ZM187 107H189L188 108V112L190 113L189 114L190 115L189 117H191L190 118V121L191 120H194V124H192V127L189 124V122H190L189 121V118H188L187 121L184 119L186 123L184 121H181L184 118L183 116H184L185 111H187V109H186ZM15 108L16 107L10 108V107L6 106V108L4 109V113L2 115L3 116L2 118L3 119L5 118V120H7L8 122L10 121V123L11 122H16L17 121L16 120L17 116H16V112L14 110ZM209 108H211V109H209ZM76 109H78V110H76ZM158 109H160V110H158ZM137 110H138V113H137ZM196 110L198 111V113H199V111L202 112V110H203V113H201V114H203V117L204 118L203 117L199 118L200 116L199 117L197 116L198 114L196 113L197 112ZM102 111H104V112H102ZM65 112H67V113L65 114ZM109 112H110V114H109ZM174 112L176 113L175 115L173 114ZM88 113H89V111H88ZM171 113H172V117H171ZM195 113L197 115H195ZM257 113L255 114V116H258ZM108 114L110 115V117L109 116L106 117V115H108ZM201 114H199V115H201ZM71 115H73V116H71ZM142 115H143V117H141ZM214 116H216V117H214ZM213 118H215V119H213ZM14 119L16 121H14ZM51 119H52V121H51ZM67 120L65 122H67ZM106 121H110V122H106ZM104 122H106V123H104ZM108 123H109V127H108ZM148 123H150V124H148ZM154 123L156 125V128L155 129H153V126H152ZM187 123L190 126H188ZM254 123H255V121H254ZM186 124H187V126H186ZM151 126H152V129H151ZM177 126H178V129H177ZM59 127L62 130L59 129ZM98 127H100V128H98ZM148 127L150 128V130H147ZM36 128H39V129H36ZM222 128H223V130H222ZM93 129L96 132H91ZM98 129H100V132H98L99 131ZM173 129L176 130V131H174ZM247 130L244 129V128L237 129V133L238 132L239 133L236 134V136H234V137H236V139H234V141H233L235 143V146H237V148L241 147L242 145L244 146L246 143H248L247 141H249L251 139V137H253V136L255 137V135L251 132L252 130L250 131L251 133H248ZM87 131L88 132L90 131V134H86ZM224 131L226 132L225 133L226 137H224L225 136L224 135ZM94 133L96 135H91V134H94ZM63 134L65 136L66 135L67 136L65 137ZM73 134H75L76 137H79L78 140L76 138V140L79 141V142H81V140H84V139L87 140L88 138H89L88 141L89 140H92L94 138L93 140H95V141L97 140V142L99 140H102L103 142L102 141H99L98 143L93 142V143H95V144H93L95 146L91 147V149H89L90 148L89 147V148H87L88 149L87 150L85 147H83L85 144L84 145H81V144L80 145H78V144L75 145V141H74L75 138L72 136ZM81 134L83 136L85 135V138H83ZM97 134H99V135H97ZM252 134H253V136H251ZM1 135H3V134H1ZM89 135H91V138H90ZM140 135H142V136H140ZM203 135H201V136L203 137ZM3 136H1V138H0L1 141L0 142H3V138L5 137V136L4 137ZM99 136H101L102 138L99 137ZM143 136L145 137V139L148 142L145 143V141H146L145 139H144L145 141L144 140L143 141L141 140V138H143ZM209 136H210V138H209ZM80 137H82L83 139L82 138L80 139ZM113 137L115 139H113ZM149 137H151V138L153 137L154 141L153 140H150L151 138H149ZM108 138H109V142H110V146H111V147H109V150L110 151L106 150L105 144L103 145V143L105 142L104 140L105 139L108 140ZM136 138H137V140H136ZM190 138H192V139H190ZM212 138H214V139H212ZM122 139H123V141L124 140L125 141L124 142L121 141ZM127 139L128 140L130 139L129 142H128ZM261 139H259V140L256 139V140L259 142ZM139 140L141 141L140 143H138ZM5 141H7L8 144H9V141L8 140H5ZM65 142H68V143H65ZM113 142H114V146H113ZM115 142H117V143H115ZM115 144H117L118 146L120 144H122L123 148H122L121 145H120V147H116V148H118V149L121 148V150L124 149V150H122L124 154H122V152L119 150L121 152V155L119 156V153L120 152H118V149H115V146H116ZM127 144H128V146H127ZM1 145L2 144H0V146ZM70 146H71V148H70ZM86 146L88 147L87 143H86ZM124 146H125V148H124ZM67 147H69L71 149V153H70V149L67 148ZM72 147H74V152H73V148ZM144 147H146V148H144ZM207 147H208V144H207ZM218 147H220V144L218 145ZM62 148H64V147H62ZM76 148L78 149L77 152H75L77 150ZM84 150H86V151H84ZM140 150H141V152H140ZM104 151H105L106 154L104 153ZM114 151H116L117 153L114 152ZM47 153H48V156L51 154L50 156L53 157L52 152H50V150H47V152H45L44 155L42 154L43 155V158L45 156V158H44L45 161H46V159L47 160H51L50 159V156L48 157L46 155ZM73 153H75V154H73ZM195 153H197V149H196V152ZM30 154H32V153H30ZM66 154H65V157H66ZM193 154L194 153H192V157H194ZM22 155H24V154H22ZM34 156H35V154H34ZM34 156L32 155L30 157V156L27 155V157L33 158L32 162H30L29 165L33 164L36 167H39L40 162H39V164H37V163H38L39 159L41 160L43 158H40V156H38V154H36V156H38V159L36 157H34ZM54 156H56V155H54ZM170 156H172V157H170ZM173 156H175L174 161L172 159ZM24 157H26V155ZM24 157H23L22 160H23V162L25 164V163H27V161L26 162L24 161L25 160ZM46 157H48V158H46ZM34 158L37 159V160L34 161ZM186 158H188V161H187ZM44 159L41 160V161H43V163H45V165H44L45 166V168H44L45 170H43V171L44 172L45 171L48 172V173L45 172V175L47 174L46 175L47 176L46 178H48V182H49L48 185L51 186V185L56 184L55 177L58 176L57 171L50 164V162H54L55 160H51L49 162L48 161L45 162ZM52 159H54V158H52ZM192 159H194V158H192ZM92 160L94 162H92ZM28 161H30V160H28ZM33 161L36 164H34ZM107 161L110 162V164H107ZM90 163H91V165H90ZM8 164H9V162H8ZM11 164H12V162H11ZM21 164L19 166H22ZM88 166H89V168H88ZM41 167L42 166L40 165L39 168L41 169ZM52 169H53V171H52ZM220 169H222V168H220ZM109 170H112V166H111V168ZM232 170H233L232 172H235V170H237V169L235 168V166H232ZM54 172H56V173L54 174ZM97 176L95 178L96 179L98 178L97 180L100 181V179H99L100 177H97ZM126 177H124L123 179H121L119 181L118 185H117V182L114 184L117 189L124 187L123 185H127V187L129 186V188L131 187V189H132L136 185V183L134 184L133 182H131V181L129 182L128 181V177L129 176L127 177V179H126ZM212 178H215V179H212ZM212 180H214V181H212ZM146 181H148L149 183L146 182ZM146 181H143L144 183L143 182L142 183L140 182L138 184L139 187H141V188H144V187L145 188L146 187L151 188L153 186L152 184L150 185V181L149 180H146ZM97 183H99V182H97ZM158 184L157 185L154 184V185L156 187H158ZM2 185L0 186V192H2L1 194L3 195V198L4 199H9L10 197H7V196L8 195L10 196V191L9 192H8V190L6 191V189H4V187H5L4 184H2ZM172 185L168 189H171ZM102 186H104V185H100L99 187H102ZM105 186H106V183H105ZM109 187H110V184H109ZM109 187L108 186L107 187H102V189L101 188L100 189L98 188L99 190L96 191V194L99 191V193L97 194L98 197L101 194H104L105 192H107L106 190H104V188L108 190ZM156 187H155V190H156ZM57 188H60V186H58ZM129 188H128V190H130ZM153 189H154V186H153ZM84 190H80L78 193L80 195L83 194L82 196L85 195L86 196L85 198L86 199H89L90 196H91V193L88 190L87 191H84ZM81 191H83V192H81ZM100 191H102V193H100ZM87 193H88V195H87ZM175 193H177V192H175ZM220 195L221 194H218V196H217L219 200L222 199V198H219ZM102 196L103 195H101V197ZM115 200L116 199L110 200V198L107 197V199H106V201L104 203V207H107V208L109 207L108 209L106 208V210L108 212L110 210V207L112 208L116 204V202H118V200L116 202H115ZM216 200H217V198H216ZM47 204H52V203L51 202L46 203V207H47ZM74 204H70L69 205L70 207L68 206L69 209L70 208H73L74 206H76V204L75 205ZM100 204H101V206H100ZM100 204H98V207L97 208H99V207L100 208L101 207L103 208V204L102 203H100ZM48 206L50 207L51 205H48ZM81 206L83 207L82 204L80 205V207ZM52 207H55L56 208L55 204H53ZM76 207H74V208H76ZM82 207H81V209H83ZM87 207H88V210H87L88 212L86 213V211H85V213H86V215H90L91 214L90 212L92 211V208H91L90 205L87 206ZM0 210L2 211L1 205H0ZM63 212H64V210H63ZM65 212H67V211H65ZM87 217H86L87 220H90L91 216H87ZM159 220L161 221L162 218L159 217V219L158 218L155 219V221H159ZM50 221H51V219L48 221V223L46 222L45 224H48L47 226H50L49 225ZM101 222H103V221H101ZM93 223H94V219L92 218L91 221H89V225L87 226V228H85V230H83V228L78 227V225L76 226L75 224H73L72 226H70V228L68 227V231L69 232L70 231L71 232L72 231H75V232L77 231L78 232L80 230V234L81 235H78V236H80V239H81V237L84 239V242L83 243H81L82 240L79 239L81 242L79 241L78 244H77L78 240H75V239L74 240L73 239L70 240V242L72 243V247H74L71 250L76 251V249L79 248V249H77V251H79L80 255L82 254V252L84 250L86 251V253L87 252L92 253V254H88V255L86 254V257L91 256V257H89L90 260L88 258V260H89L88 262H87V258H86V260H85V263L86 264H93V263L94 264H106L107 263V260H108V263L107 264H110V258H109V251H110V249H109L110 246L109 245H110V241L107 240V239H110V224H109V222L107 223V221L101 223L100 226H97L96 223H94V225H93ZM51 225L53 226V224H51ZM52 226H50V228H49L50 230L47 227H45V229L43 228L44 230H42V229H40V228L37 227V230H35L36 233L34 232V234H40V233L42 234V235L39 236L38 242H37V239L36 238L33 239V240H35V242L33 240H29L27 238V237H29L28 236L29 234L33 235V232H30L29 230L27 231L25 228H19V227L17 228L15 226H14V228L12 226H10V227L9 226L8 227L7 226H1L0 227V229H1L0 230V235L2 234L1 236H2V238H5V241L6 240L8 241L9 239L11 241L12 238H15V237H17L18 239H23V237H26L27 236L26 238L28 240L25 238V239H23V241L24 240H26V242H28V241L31 242L32 241V242H34V245H36V246L40 245L39 247H37V249L39 248L38 250L40 251V252L39 251L37 252L39 254V256L42 255L41 254L42 251L45 252L49 248L46 251L47 253H45V255L47 256L49 254L48 253L49 251L52 252V250H53L52 253L54 254L55 251L57 252L60 249V246L63 248L62 242L64 243V241H65L64 239L66 237L65 235H63L64 237L60 235L61 237H63V239L60 238V237H58V238L59 239H62L63 241L62 240H59V241H57V242L54 243V241H53L54 238L52 239V237H54V236L48 235V234H51L53 232V230H55L54 226L53 227ZM52 228H53V230H51ZM39 229L42 232H40ZM49 232H51V233H49ZM4 234H5V236H9V237L6 238L4 236ZM31 235H30V237H31ZM85 235L86 236L88 235V236L86 237ZM19 237H21V238H19ZM66 239H68V238L66 237ZM10 241H8V242H10ZM51 241L53 243H51ZM35 243H37V244H35ZM80 243L82 245L83 244L84 245L86 244V245L85 246L84 245L82 246ZM79 244L81 246H78ZM24 245H26V244H24ZM24 245L20 241V243H19L18 246H20V247L22 246V248H23V247H25ZM58 246H59V248H58ZM64 246H65V243H64ZM27 247H28V245H27ZM40 248L42 250H40ZM107 249H109L108 252H107ZM80 250H81V252H80ZM73 251H72L71 254H74ZM94 251H96V252L94 253ZM261 252H263V251H261ZM65 253H66V251L65 252L63 251V255L60 254L62 257L59 256L57 258V260H55L56 258H54V261H57V263H55V264H58V263L59 264H67V262L69 264L70 263L71 264L73 263V262H70L71 259H69V258H70V256H71V258H74L75 256H77V254L76 255L74 254L75 256L72 257L73 255H69L70 252L69 253H66V254ZM58 254H59V252H58ZM5 255L6 254L3 255L2 252H0V264H20V263H23V260L25 261L26 258H27L26 256H24V257H26L25 259H23L21 257L14 258V259L12 258V260H14L12 262V260H11V257L12 256H9V258L11 260V261L9 260L10 261V263H9V261H7L9 258H8L7 255H6L7 257H5ZM67 255H69V258L67 257ZM80 255H79V257L81 258ZM43 256L44 255H42L41 257H43ZM82 257L85 258V253H84V256L82 255ZM19 258H20V260H19ZM59 258H60V260H59ZM67 258H68V260H67ZM75 258H74V260H75L74 261V264L79 263V262L81 263V261H77V259H75ZM21 259H23V260H21ZM5 260H6V262H4ZM15 260L16 261H19V263L16 262ZM45 260H46V258H45ZM52 260H53V258L51 259V261ZM79 260H81V259H79ZM83 260H82V262H83ZM29 261L30 260L27 259L25 261L26 264L27 263L30 264L31 262H29ZM54 261H52V263L49 262V261H46V262H42V263L40 262L38 264H47L48 262H49L48 264H54ZM125 261H127V258H125ZM160 261H162V262H159V264H161V263L162 264H166L167 263L166 262L167 261V257L166 256L164 257V255H162V258L160 259ZM186 261L190 262L189 260H186ZM89 262H91V263H89ZM190 263H192V262H190Z\"/></svg>",
	"mask_w": 264,
	"mask_h": 264
}]
</instances>
